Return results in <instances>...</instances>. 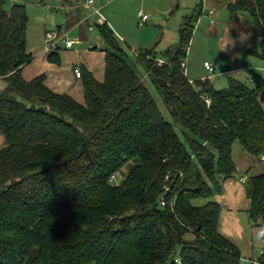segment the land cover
<instances>
[{
  "label": "trees",
  "instance_id": "1",
  "mask_svg": "<svg viewBox=\"0 0 264 264\" xmlns=\"http://www.w3.org/2000/svg\"><path fill=\"white\" fill-rule=\"evenodd\" d=\"M5 1L0 264H240L241 250L218 231L220 205L190 200L222 193L236 172L235 142L257 160L264 156V78L252 74V87L229 79L220 91L207 79H188L181 63L199 12L183 18L177 44L161 57L156 44L137 52L182 141L106 24H96L104 79L82 70V104L52 92L43 75L25 81L28 16L20 4L6 11ZM228 9L249 12L262 33L264 0H233ZM260 48L264 62L263 36ZM121 173L119 184L110 181ZM248 182V218L262 232L256 264H264V164Z\"/></svg>",
  "mask_w": 264,
  "mask_h": 264
},
{
  "label": "rangeland",
  "instance_id": "2",
  "mask_svg": "<svg viewBox=\"0 0 264 264\" xmlns=\"http://www.w3.org/2000/svg\"><path fill=\"white\" fill-rule=\"evenodd\" d=\"M231 1L112 0L108 3L104 0H94L95 5L98 8H102L101 14L104 16L106 24L110 29L113 27V23H115L116 27L123 30L126 29L130 39H140V43L141 40L145 43L158 36V39L152 44V46L156 44L155 53L158 57H161L167 48L164 46L166 39L162 28L169 30V34L172 35V45L176 44L179 40L178 31L183 18L196 15L199 12L184 60L185 74L190 81L209 80L217 91L225 89L229 79L237 80L252 87L253 84L249 81L252 74H259L264 77V72L257 68L262 65L258 57L262 36L249 12H231L228 9ZM79 2L80 0L77 3L71 0H6L4 9L9 11L14 4H20L25 7L28 16L26 45L27 47H31L41 44L42 35L45 32H55L61 36H67L68 40L74 42L76 35L79 33V28L74 26L71 17L75 6ZM66 8L71 9L68 12ZM210 11L213 12V15H208ZM81 12V14L78 13L80 16L89 15L90 24L93 26V31L88 34L89 40L93 44L91 46L97 45L104 48L105 44L96 28L97 17L90 15V11L81 10ZM137 12H142L149 16L148 20L143 23L139 17L135 16ZM211 21L214 23H211ZM118 36L122 37L125 34L122 33ZM118 36L116 37L120 39ZM129 38L127 40L128 44ZM120 45L125 50L129 62L135 66L139 76H141L144 85L155 100L164 120L172 125L179 138L183 141L180 127L173 122L150 79L145 74L143 68L137 64L136 53L133 52L135 48L132 47L131 50L122 41ZM204 61L210 63L214 70L213 73L208 72L204 68ZM4 85V81L0 80V88ZM3 146L4 137L0 133V148ZM241 150L240 145L235 142L233 146V160L236 172L232 179H234L235 187L240 189V191H238L239 194H236L239 196V201L236 205L238 210L233 211L236 216V221H234L237 229L236 233L239 234V237L237 238L236 234H234V237L242 242V246L244 247V249L242 248L243 253L240 264H256L262 248V232L260 227L254 226L249 220L246 210L250 202L248 199V192L250 191L248 179L257 174L254 173V170H249V168L243 172V169H241L243 166L240 164L239 159ZM249 158L254 157L249 156ZM123 170L125 173L128 170V165L124 166ZM122 175V173L117 174L113 183L119 184ZM242 177H245V181H242ZM208 202L219 204L222 215L225 214L226 208L224 207L221 194L214 192L210 198H193L190 200L193 206H204ZM230 236L233 237L232 235ZM186 239H192V235L188 234ZM245 242L249 244L246 245Z\"/></svg>",
  "mask_w": 264,
  "mask_h": 264
},
{
  "label": "crops",
  "instance_id": "3",
  "mask_svg": "<svg viewBox=\"0 0 264 264\" xmlns=\"http://www.w3.org/2000/svg\"><path fill=\"white\" fill-rule=\"evenodd\" d=\"M232 2L233 0L230 3ZM69 9L71 8H68V10L66 11L69 12ZM81 10L88 11L78 3L75 6L74 13H72L73 15L71 17V20L74 22V26L79 28V33L75 37L74 40L75 43L73 42V46L71 48H66L65 44L59 41L57 44V49L51 52L50 54H46L43 51V48L45 46V41H44V35H42L43 40L41 39V44H38L37 46L27 47L26 52L27 54L31 55L32 60L28 65L22 67L21 76L25 81H31L32 79L43 75L45 77L44 80L45 86L48 89H50L52 92L57 94H67L71 96L75 101L82 104L84 102L82 80L81 78H77L75 76L74 70L77 68L80 69V72H82V70H87L93 75L96 81L102 82L104 79V48L98 47L97 45H94V48L92 50L89 48L91 45H93L92 42L89 40L90 38L88 36V34H90L93 30L89 31V28L93 26L90 24L89 15L80 16L78 14V13L80 14L82 13ZM138 13L139 12L136 13L135 15L136 17H138ZM146 21H142V22L145 23ZM211 23L214 22L211 21ZM112 26H113L112 31L116 36L122 33L125 34V36L122 37L118 36L120 37V39L118 40L120 42L122 41L123 43L127 44V46L131 50L132 47L135 48L133 52L136 54L142 49L146 50L152 48L153 47L152 44L158 39L157 36L154 39L148 40L145 43H143V41L141 40L140 43V39H134V40L130 39L128 37L126 29L123 30L119 27H116L115 23H113ZM162 32L165 33L164 36L166 41L164 43V46L167 47L166 49L177 44L176 43L172 45L173 42L172 35L169 34L168 29L162 28ZM128 38L130 39L128 41L130 45L127 43ZM260 53H261V48L259 54ZM51 55L54 57H58L60 59V64L57 65L52 63L48 59L49 56ZM260 60L262 62V65H260L257 68H259V70L264 72V62L261 58ZM249 81L251 82L250 79ZM239 159H240V164L243 166L241 167V169H243V172L246 171L247 168H249V170H254L255 174H259L261 172L262 166L264 164L263 163L264 156L260 160H257L255 158H249V156L243 150H241V152L239 153ZM242 178L244 179L245 177ZM233 180L234 179L231 180L229 179L223 183V191L221 193V198L223 197L224 207L226 208V212L224 215L220 213V219H219L220 225H218V231L222 235L224 234L223 236H225L227 239H229L234 244H236L243 253L242 248L244 249V247L242 246V242L237 240L239 234L236 233L237 229L234 224V221H236V216L233 213L234 210H238L236 205L239 201V196H237L236 194H239L238 191H240V189H237L235 187V182ZM248 209L249 207L247 208V210ZM229 234L232 235L233 237H231ZM234 234L237 235V238L234 237L235 236ZM245 244L247 245L249 243L245 242Z\"/></svg>",
  "mask_w": 264,
  "mask_h": 264
},
{
  "label": "built area",
  "instance_id": "4",
  "mask_svg": "<svg viewBox=\"0 0 264 264\" xmlns=\"http://www.w3.org/2000/svg\"><path fill=\"white\" fill-rule=\"evenodd\" d=\"M104 1H107L109 3L112 0H104ZM79 5L83 6L86 10L90 11L92 16L97 17V24L104 25L107 23L104 16L101 14V8H98L95 5L94 0H80ZM66 10H68V8H66ZM209 14L212 15V12H210ZM138 17H140L142 21H146L148 19V16L143 15L141 12L138 13ZM92 30H93V27H90L89 31H92ZM261 34L264 37V26H262V33ZM44 41H45V46L43 48V51L46 54H50L51 52L55 51L57 49V44L59 41L64 42L66 48H71L73 46V41L68 40L67 36H61L60 34L55 33V32H46L44 34ZM93 48H94V46L90 47V49H93ZM158 63L162 64L163 61L158 60ZM203 66L208 72L213 73L214 70L209 63L204 62ZM181 68H183L185 71V62L181 63ZM74 74L77 78H81L80 69H78V68L75 69ZM205 104L207 106L210 105V99L209 98H205ZM116 176H117V174L113 175L111 177L110 181L114 182ZM242 181H245V179H242ZM161 205L162 206L165 205V202L163 200L161 201ZM175 262L179 264L178 259H175Z\"/></svg>",
  "mask_w": 264,
  "mask_h": 264
}]
</instances>
